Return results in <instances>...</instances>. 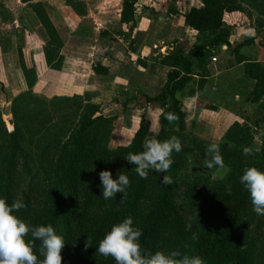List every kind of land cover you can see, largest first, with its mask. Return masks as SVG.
<instances>
[{
	"label": "trees",
	"instance_id": "obj_1",
	"mask_svg": "<svg viewBox=\"0 0 264 264\" xmlns=\"http://www.w3.org/2000/svg\"><path fill=\"white\" fill-rule=\"evenodd\" d=\"M63 1L86 20L88 12L83 0ZM139 1L122 0L120 23L132 26L129 33L136 18L141 17ZM200 1V7H192L183 15L184 25L196 32L193 45L175 40L172 51L158 59L157 65L139 60L151 88L144 95L145 103L158 105L161 111L146 108L127 146H110L117 114L104 115L101 107L86 97L48 100L35 95V68L27 65L24 49L19 48L28 91L13 99L11 113L14 117L18 111L26 113L29 122L25 129L36 139V149L24 147L18 129L7 130L0 109V197L9 203L20 200L24 207L15 213L19 218L32 226L51 224L64 238L61 264H115L111 256L97 253L96 247L113 224L127 217L141 229L140 245L147 254L176 250L198 255L205 264H258L256 243L264 241V216L253 212L239 177L246 167L264 171V62L244 53L255 37L234 47L230 38L234 30L245 27V17L251 20L257 13L256 25L248 26L257 30V26L264 25V0ZM46 6L38 3L32 10L49 39L44 47L46 64L60 70L65 42ZM171 12L178 14L176 9ZM87 31L88 27L81 26L78 33L84 35ZM88 39L91 43L96 40L91 29ZM156 41L149 42V47L153 48ZM137 44L135 53L146 46ZM224 47L241 70L222 74L216 83L208 68ZM163 68L170 70L166 81L161 77ZM106 70L101 65L95 67L96 74ZM237 84H242L245 94ZM0 86L3 89L1 83ZM210 90L223 93L214 96ZM183 93L197 94L201 104H208L204 109L215 112L222 108L236 119L228 128L217 130L218 140L207 141L194 133L196 113L184 107L180 99ZM34 99L48 107L52 105L53 110L44 109ZM125 125L129 126L127 116ZM171 136L180 140L182 148L172 153L173 163L167 171L170 184H162L163 174L153 170L141 178L132 170L134 165L124 159L129 152L143 150L145 137L165 140ZM257 139L261 140L259 148L253 146ZM210 143L219 145L228 169L218 180L213 179L215 169L204 164L205 149ZM245 147L250 149L247 156L243 154ZM103 170L110 171L114 179L121 171L128 176L124 197L122 193L108 200L101 196L98 174ZM193 232L197 233L196 240L191 239ZM35 244L38 247L39 242Z\"/></svg>",
	"mask_w": 264,
	"mask_h": 264
},
{
	"label": "crops",
	"instance_id": "obj_2",
	"mask_svg": "<svg viewBox=\"0 0 264 264\" xmlns=\"http://www.w3.org/2000/svg\"><path fill=\"white\" fill-rule=\"evenodd\" d=\"M9 1L11 0L0 1V83L5 91V100L8 101H10L12 97L16 98L18 95L28 91V87L24 80L18 55V50L21 48L19 47L18 41L21 39L22 34H20L17 29H13L12 32L5 35V23H7L5 21V10L14 22H20L23 24L25 19H23L21 15L20 17L17 15V10L24 11V8H27V6H33L38 3L46 5L41 1L25 2V4L20 3V5L14 3L15 5H10L11 3L9 4ZM65 6L64 8L68 9L71 12L69 13L72 14L68 19L72 17L71 20L78 26L82 19L69 7ZM192 7L193 6H189V9H184V12H182V10H179V12L178 9H176L178 14L180 13L179 15H182V26L185 28L188 27L184 25L183 15ZM45 9L48 12L47 7ZM120 13L121 9L119 10V18ZM48 15L51 19L52 17L49 12ZM33 19L39 21L34 12ZM51 21L53 20L51 19ZM10 25L13 24L9 22L7 25L8 28H10ZM39 27L40 25L38 28ZM191 31L194 32L193 30ZM166 42L168 41L164 39L158 42L153 48H144L142 50L139 48V52L151 56V58H145L147 59L145 60L147 65H157L156 58L160 59L158 58L159 56L162 58L172 51L173 42H168L169 44ZM46 43L47 41L45 40L39 48L36 47V52L33 46L23 48L27 65L29 67H34L37 74V82L32 89L33 93L48 100L55 97H86L90 103L99 105L104 115H110L112 113L117 114V122L114 124V131L111 136V148L127 146L130 144L139 117L142 115L146 107L150 109H160L158 105H147L145 103L144 95L147 94L151 88L147 83L148 73L143 68V64L137 61V59L140 60L137 54L140 55L141 53L131 51L130 54L132 55V58L137 56V59L129 58L128 60L123 58L117 59L115 56L108 53L109 57L102 58L103 61L101 60V62L97 64L104 67V69H108L106 70L107 73L102 72L101 74H96L95 67L97 65L91 66L90 70H85V67L88 64L90 65V61L93 63V58L96 55H89L90 60H88L87 56L81 53L83 48L77 46H71L72 49L76 50L75 54L66 53L65 48L70 46L65 43L61 51V55L64 57L61 69L54 70L49 68L45 61L44 47L46 46ZM160 45L161 48L158 47ZM95 58L97 60V56ZM211 64L208 68L211 79L220 77L225 72L231 71L233 66H237L234 58L230 54L224 57L222 61H219L217 58V62L213 64L218 65ZM169 72L170 70L168 68H163L161 70L163 81H166ZM186 95L192 100V102H195V109L197 108V104H201L199 101V95ZM8 103H11V101ZM205 105L208 104L204 103L202 110L197 115L198 118L195 134L199 137H201V132L198 131V127L203 129V124L205 125V129H208L207 131H213L216 134L219 128H228L236 119L235 115L222 108L213 112L204 109ZM125 116L128 118L129 126L125 125ZM122 122H124V125L121 124ZM117 125L120 126L118 129L116 128Z\"/></svg>",
	"mask_w": 264,
	"mask_h": 264
},
{
	"label": "rangeland",
	"instance_id": "obj_3",
	"mask_svg": "<svg viewBox=\"0 0 264 264\" xmlns=\"http://www.w3.org/2000/svg\"><path fill=\"white\" fill-rule=\"evenodd\" d=\"M32 1H41L42 3H45L47 5L46 7L48 9V12L51 14L52 17L51 19L53 20L52 22L57 27L58 31L60 32V36L62 37L64 42L67 43L66 45L70 46L65 48L66 53L75 54L76 50L72 49L71 46H75V47L77 46L83 48V51L81 53L86 55L88 60H90L89 55L94 54L97 56V60L95 56L93 58V63L90 61L89 62L90 65L88 64L86 66L87 68L85 67V70L86 69L90 70L91 66L97 65L98 63L101 62V60L103 61L105 57H109L108 53L115 56L117 59L123 58L125 60H128L129 58H132L130 52L135 49H138L139 47V45L137 44L138 42L140 44H146V46H143L142 49L151 48L149 47L150 46L149 42H151L152 40L154 41L157 40L155 43H158L164 39H166L168 42H174L175 40H180L181 42H185L190 45H193L196 42L195 40L196 32L195 31L192 32L190 29L182 26L183 23L182 15L180 16L179 15L180 13L177 15L173 14L171 12V9H178V11L182 10V12H184V9H189L188 8L189 6L190 7L201 6L200 0H140L138 3V8L141 11L140 12L141 17L137 18L135 25L133 26L132 33H129V30L132 26L121 25L119 21L120 18L118 17L119 10L121 9V5H122V0H83L86 3L88 15L86 20H81L80 24L78 25L79 27L75 24V22L71 20L72 17L68 19V17L72 14H70L71 12L68 9L64 8L65 3L63 2V0H32ZM14 3H17V5H20V3L25 4L23 0L9 1L10 5H15ZM24 9H25L24 11L17 10V15H19V17L21 15V17L25 19V21H23L24 22L23 24L20 22H14L11 16H9V14L5 10V21L7 22L5 23V35L12 32L13 29H17L18 32L22 34L21 39L18 41L19 47L25 48L28 46L30 47L33 46L36 52V47L39 48V46L42 45V43H44L45 40L48 41L49 39L40 21H36L33 19L32 6L31 5L27 6V8ZM258 17L259 15L256 13L253 19L251 20L248 19L247 17L243 18L244 22H246L245 27L241 28V30L240 29L234 30L232 32V36L230 40L233 41L232 45L234 47L237 44H241L247 41L248 39H250V37H255L254 44L244 48V53L248 54V56H252L255 60L259 62H264V25L261 24L260 26H257V30L248 26L249 24L250 25L252 24L253 26L256 25V21ZM9 22H11V24H13L14 26L10 25V28H8L7 25ZM38 24L40 25L39 28H38L39 26ZM81 26L84 28L88 27V31L89 29L92 30V35L96 39L93 40L94 43H91V39H88V31L84 35L78 33V30ZM130 41H138V42L136 44L134 43L131 44ZM158 47L161 48V45ZM224 48H222V50L219 53L217 52L215 55V57L218 58L219 61H222L224 57L228 56L229 54L227 49ZM142 49L140 48V50ZM137 56H139L140 60L143 59L142 62H145V60H147L145 59L146 57L151 58L150 55H144L142 53L140 55L137 54ZM137 56H135V58L133 57L132 59H137L136 58ZM158 58H161V56H159ZM157 60L158 59L156 58V61ZM137 61L139 60L137 59ZM211 65H218V64H211ZM236 70L239 73L241 68L237 66H233V69L231 71L232 73H234ZM231 71H227V72H231ZM226 75L227 74L222 76L224 77L222 78L223 80H225ZM219 79H220L219 77H216V78H212L211 80L217 83ZM237 86L239 87V89L243 90L241 91V93L245 94V88L242 86V84H237ZM210 91L212 92V94H214V96L223 93V91H216V92L212 90ZM149 93L150 91H148V94ZM186 94L183 93V95L180 96V99L182 100V102H184L183 103L184 107L188 111L195 110L196 114L194 115V119H196L197 122V118H198L197 114L202 110L203 108L202 106H204V104H197V108H196L197 110H196L195 102H192V100H190ZM13 98L14 97L10 99L11 102L13 101ZM34 100L40 105H42L44 109L50 111L53 110L52 105L48 107L42 104V100L41 101L40 99H34ZM10 101L5 100V91L0 86V109L3 113L4 116L3 119L5 121V126L7 130L12 132L14 131V129H18L19 131H21V136L22 139L24 140L23 142L24 147L27 146V147L35 148L36 139L34 137H31L27 132V130L25 129V127L29 122L26 113L23 111L22 112L18 111L16 117L12 116L11 103H8ZM32 108H34V105L32 106ZM147 109L152 110L154 112H160V109H153V108L151 109L147 108ZM121 124L124 125V122H122ZM118 127L120 126L117 125L116 128L118 129ZM261 128L263 132L264 124L262 125ZM207 130L208 129H205L204 124H203V129L198 127V131L201 132V134L199 132L201 138L211 142H215L216 140H218L217 137L215 136V132L207 131ZM253 146L259 148L261 146V140L257 139ZM224 174L225 173L223 172H216L213 175V179L218 180L222 178ZM256 244L258 247V251L256 253V261L258 264H264V241L260 240Z\"/></svg>",
	"mask_w": 264,
	"mask_h": 264
},
{
	"label": "clouds",
	"instance_id": "obj_4",
	"mask_svg": "<svg viewBox=\"0 0 264 264\" xmlns=\"http://www.w3.org/2000/svg\"><path fill=\"white\" fill-rule=\"evenodd\" d=\"M167 119L171 120L172 116L168 115ZM181 148V142L175 136L165 140L145 137L143 150L129 152L124 159L134 165L132 170L141 178H146L148 171L153 170L163 174L162 184H170L167 171L173 163L172 153L180 152ZM243 154L249 155L250 149L245 147ZM204 164L216 172L228 171L216 143L206 147ZM98 175L101 196L105 200L117 193H122L124 197L129 178L123 171L118 172L115 179L108 170L100 171ZM239 182L249 194L253 212L264 216V171L254 166L246 167ZM226 191L230 194L231 188L228 187ZM23 207L20 200L9 203L6 198L0 197V264H61L64 238L56 233L51 224L32 226L19 218L15 213ZM141 234V229L134 226L133 219L127 217L111 226L99 241L96 252L104 257L111 256L115 264H205L198 255L181 254L176 250L147 254L140 245ZM191 239L196 240L197 233L193 232ZM35 241L39 242L38 247Z\"/></svg>",
	"mask_w": 264,
	"mask_h": 264
},
{
	"label": "built area",
	"instance_id": "obj_5",
	"mask_svg": "<svg viewBox=\"0 0 264 264\" xmlns=\"http://www.w3.org/2000/svg\"><path fill=\"white\" fill-rule=\"evenodd\" d=\"M230 42H231V44H233V41L230 40ZM224 49H227V47H225ZM212 61H213L214 63L217 62V58H216V57L212 58Z\"/></svg>",
	"mask_w": 264,
	"mask_h": 264
}]
</instances>
